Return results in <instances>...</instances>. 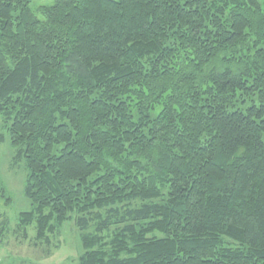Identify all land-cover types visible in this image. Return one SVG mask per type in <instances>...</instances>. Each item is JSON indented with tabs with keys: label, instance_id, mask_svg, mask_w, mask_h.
I'll return each mask as SVG.
<instances>
[{
	"label": "trees",
	"instance_id": "1",
	"mask_svg": "<svg viewBox=\"0 0 264 264\" xmlns=\"http://www.w3.org/2000/svg\"><path fill=\"white\" fill-rule=\"evenodd\" d=\"M32 1L0 0L16 229L73 222L77 264H264V0Z\"/></svg>",
	"mask_w": 264,
	"mask_h": 264
},
{
	"label": "rangeland",
	"instance_id": "2",
	"mask_svg": "<svg viewBox=\"0 0 264 264\" xmlns=\"http://www.w3.org/2000/svg\"><path fill=\"white\" fill-rule=\"evenodd\" d=\"M51 4L52 0H33L29 7L35 11ZM0 133L5 130L0 128ZM12 155L5 134L0 144V264H77L82 248L73 222H65L48 242L36 239L34 226L25 233L16 229L18 215L31 206L23 194L27 170L23 161L13 162Z\"/></svg>",
	"mask_w": 264,
	"mask_h": 264
}]
</instances>
